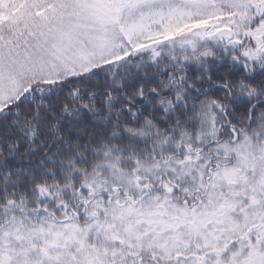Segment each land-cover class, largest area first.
<instances>
[{
    "label": "snow or ice",
    "instance_id": "6c2138e0",
    "mask_svg": "<svg viewBox=\"0 0 264 264\" xmlns=\"http://www.w3.org/2000/svg\"><path fill=\"white\" fill-rule=\"evenodd\" d=\"M0 264H264V0H0Z\"/></svg>",
    "mask_w": 264,
    "mask_h": 264
}]
</instances>
